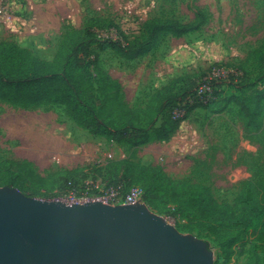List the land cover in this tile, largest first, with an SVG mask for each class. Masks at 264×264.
<instances>
[{
	"label": "rangeland",
	"instance_id": "rangeland-1",
	"mask_svg": "<svg viewBox=\"0 0 264 264\" xmlns=\"http://www.w3.org/2000/svg\"><path fill=\"white\" fill-rule=\"evenodd\" d=\"M1 4L7 8L0 14V26H13L17 5L12 6L10 0H0ZM16 4L26 5L23 13L33 20L29 33L39 50L33 52L44 58L54 56L67 30L82 27L92 18L98 19L93 24L101 34L116 36L120 30L133 39L149 17L190 20L198 8L210 12V20L201 30L166 36L155 49L136 59L126 60L110 49L100 52L102 66L122 82L123 95L134 107L145 106L156 90L188 74L202 75L212 68L215 72L211 69L210 74L218 75L216 64L238 68L240 75L250 78H255L263 64L250 53L264 41V0H17ZM181 84V80L176 82L175 89ZM229 84L220 87L223 93L239 94ZM132 151L137 163L161 166L175 179L209 186L220 202L238 201L245 180L264 187V127L245 130L234 102L222 112L197 107L170 140L136 148L80 128L62 105L0 102V160L29 159L43 175L74 169L73 178L84 181L90 166L127 158ZM90 181L88 177L86 182ZM107 183L96 184L104 192L98 196L117 201L127 195V190L105 187ZM29 194L73 202L63 181ZM161 215L176 225L177 218ZM193 233L209 242L215 264H264V242L252 231H234L221 241L208 230Z\"/></svg>",
	"mask_w": 264,
	"mask_h": 264
},
{
	"label": "trees",
	"instance_id": "trees-1",
	"mask_svg": "<svg viewBox=\"0 0 264 264\" xmlns=\"http://www.w3.org/2000/svg\"><path fill=\"white\" fill-rule=\"evenodd\" d=\"M210 17L211 13L202 8L196 9L190 20L152 16L133 39L120 30L116 36L101 34L93 24L98 19L92 18L82 27L67 30L52 58L41 57L13 40H1L0 102L62 105L80 128L128 148L170 140L193 109L222 112L232 102L239 106L245 130H260L264 127V41L250 53L263 63L255 78L240 75L238 68L228 64H216L218 75L210 74L212 68L202 75L188 74L176 81H182L177 89L176 82L166 84L140 107L127 102L122 82L101 64L100 52L104 50L133 60L151 52L166 36L201 30ZM227 84L239 94H224L220 87ZM76 171L43 175L29 159L7 158L0 160V186L12 185L35 194L63 181L68 193L77 198L102 195L98 182L108 181L105 187L127 190L125 194L139 186L151 210L177 218L176 227L181 232L208 230L221 241L234 231H252L264 242V187L259 182L243 181L238 201L220 202L205 184L175 179L161 166L135 162L133 151L127 158L90 166L84 181L73 178ZM88 177L90 182H86Z\"/></svg>",
	"mask_w": 264,
	"mask_h": 264
},
{
	"label": "water",
	"instance_id": "water-1",
	"mask_svg": "<svg viewBox=\"0 0 264 264\" xmlns=\"http://www.w3.org/2000/svg\"><path fill=\"white\" fill-rule=\"evenodd\" d=\"M0 264H215L209 242L145 201L67 203L0 186Z\"/></svg>",
	"mask_w": 264,
	"mask_h": 264
},
{
	"label": "crops",
	"instance_id": "crops-1",
	"mask_svg": "<svg viewBox=\"0 0 264 264\" xmlns=\"http://www.w3.org/2000/svg\"><path fill=\"white\" fill-rule=\"evenodd\" d=\"M17 0H10L12 6L17 5V16L13 19V26H0V39L13 40L17 42L19 45L27 47L34 52H39L36 45L33 43V35H31L30 29L32 28L31 24L33 23L32 18L27 13L24 14V10H26V5L21 6L16 4ZM31 7L28 6L29 13L31 11ZM16 10V9H15ZM8 27V28H7Z\"/></svg>",
	"mask_w": 264,
	"mask_h": 264
},
{
	"label": "built area",
	"instance_id": "built-area-1",
	"mask_svg": "<svg viewBox=\"0 0 264 264\" xmlns=\"http://www.w3.org/2000/svg\"><path fill=\"white\" fill-rule=\"evenodd\" d=\"M6 4L5 5H0V14H5L6 12ZM72 197L73 202L75 201H88V200H103L105 202H109L111 204H120V203H135L138 201H144L142 197V189L139 186H133L130 191L127 193L123 199L117 200V201H108L106 198L101 197V196H95L91 197L88 194H85L81 198H77L74 193L70 195Z\"/></svg>",
	"mask_w": 264,
	"mask_h": 264
}]
</instances>
